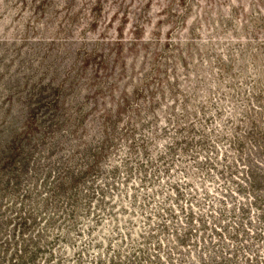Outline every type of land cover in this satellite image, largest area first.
Here are the masks:
<instances>
[{
	"label": "rangeland",
	"instance_id": "obj_1",
	"mask_svg": "<svg viewBox=\"0 0 264 264\" xmlns=\"http://www.w3.org/2000/svg\"><path fill=\"white\" fill-rule=\"evenodd\" d=\"M118 110L76 206L56 181ZM29 125L0 264H264V0H0V153Z\"/></svg>",
	"mask_w": 264,
	"mask_h": 264
},
{
	"label": "trees",
	"instance_id": "obj_2",
	"mask_svg": "<svg viewBox=\"0 0 264 264\" xmlns=\"http://www.w3.org/2000/svg\"><path fill=\"white\" fill-rule=\"evenodd\" d=\"M51 102L57 103V101L55 100ZM35 115L36 113L32 112L33 120L35 119ZM115 116H116L115 118L112 115L108 117V121L112 127H111V130L109 129V125L105 128L106 138L103 141L105 145H99L94 150L91 149L92 161L90 159L91 157L90 156L86 163L88 164L87 167L76 171L75 167H71L69 163L66 162L65 166H63V168L65 169L63 170L62 174L56 181V184L54 186V191L55 192L60 191L63 194L67 195V197H69L72 200V204H76V206L79 205V198L81 197L83 183L87 181L88 178H91L93 175L99 172V170L102 167L101 161L105 159V156L107 155V150H109L110 146L113 143L112 135H114V132H115L114 130L117 127L118 120L120 119V110H118ZM29 127H30L29 130H27L26 134L23 137H20L19 139V136H20L19 134L18 137L12 140V143H8L1 150L0 173L4 172L5 174H8V173L10 174L7 180L8 184H9L10 179L12 178L17 179V183H20L22 174L27 173L29 171L30 160L34 153L33 149L37 148V145H32L33 141H32V136H31V134L33 133V129L36 127H33L32 125L31 126L29 125ZM25 138H27V140H25ZM143 148L146 149V152L148 151L147 146H143ZM113 172L115 173L116 171L113 170ZM260 184L261 183L257 181L258 187L261 186ZM251 186H254V182H253V185L251 184ZM16 190L18 191L19 189L16 188ZM178 192L179 194L182 193L179 188H178ZM93 193L95 195V192ZM88 195L90 197L92 193L86 194V196ZM82 198L83 197H81V200ZM258 199H260V196L257 197V199L254 201V204H256ZM189 200L190 199H188V202H190ZM94 209H97V207H95ZM168 210L171 211L172 213H175L174 209H172L171 207H168ZM240 211L242 212V210ZM183 212H186V210H183ZM223 212H226V211H223ZM243 212H244L243 214H245L249 211H243ZM193 213H194L193 211H190L188 215L192 216ZM76 214H77V208H74L72 211V216H75ZM243 214L241 216H244ZM30 215L33 217V213H29V216ZM100 215L101 214H97V217H100ZM235 215H238V214H235ZM33 218H34V221H36L35 216ZM204 219H207V218L205 217L202 218V221L206 224V229H205L206 231H204L206 233L208 232V228L210 227V225ZM239 219H240V213L238 216H235V219L228 222L224 227L216 225L214 226V228L212 226V228L213 230L218 231L220 236H222V233H223L222 228L223 229H233V230L238 229V225H242L241 220ZM23 222L25 224H28L27 217L23 218ZM74 222L75 220L72 222V224H74ZM193 222L194 220L192 218L188 220L186 223L180 224L181 226H183L182 228L184 229L183 236H189L191 234L189 231V228L194 227V226L191 227V225H194ZM184 225H187V228H184ZM231 236H234V232L232 233ZM26 249H29V247H27Z\"/></svg>",
	"mask_w": 264,
	"mask_h": 264
}]
</instances>
